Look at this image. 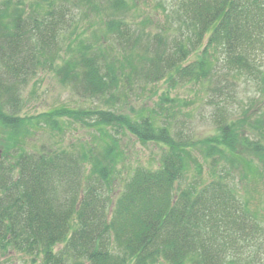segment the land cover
I'll use <instances>...</instances> for the list:
<instances>
[{
  "label": "trees",
  "instance_id": "16d2710c",
  "mask_svg": "<svg viewBox=\"0 0 264 264\" xmlns=\"http://www.w3.org/2000/svg\"><path fill=\"white\" fill-rule=\"evenodd\" d=\"M85 1L82 11L80 0H0V132L14 138L26 125L22 90L38 72L55 69L77 94L109 106L79 109L103 126V145L3 152L0 246L38 255V264H262L264 220L224 160L234 169L241 160L232 153L236 80L264 92V0ZM159 81L206 90L217 131L203 140L208 178L200 164L187 177L194 136L169 122L179 100L160 96V114L122 111L127 97ZM125 131L162 152L157 167L137 166L112 196ZM242 141L264 150L260 137Z\"/></svg>",
  "mask_w": 264,
  "mask_h": 264
},
{
  "label": "rangeland",
  "instance_id": "374dc122",
  "mask_svg": "<svg viewBox=\"0 0 264 264\" xmlns=\"http://www.w3.org/2000/svg\"><path fill=\"white\" fill-rule=\"evenodd\" d=\"M22 1L29 4L37 0ZM85 2V0L78 2L82 11ZM86 13L92 21H95V13L92 9H87ZM62 53L66 52L62 51ZM258 61L264 67V49L258 53ZM59 63L58 61L56 65ZM235 86L239 98L233 102L232 106L235 108L233 118L239 134L234 141L235 148L232 153H235V157H241V160L235 169L228 160H224L225 168L231 170L237 191H240L249 203L250 209L257 213V219L264 220V164H262L264 150L258 148L257 150L254 145L245 146L242 141L244 138L250 141L260 137V143L264 147V92L260 93L258 84L250 78L237 79ZM162 95L169 96L174 102L179 100L178 108L175 107L176 112L169 118V122L175 128H181L182 131L191 129L190 133L194 136V144L189 147L187 177L196 174L198 169L196 165L200 164L202 176L208 178L211 168L208 161L204 160L203 150L209 144L203 140L214 136L217 131L211 122L212 105L207 102L209 97L206 96V90L202 85L187 83L169 88L163 81L146 85L143 90L127 97L122 111L130 116H136L146 114L153 109L160 114L157 103ZM91 107L108 108L109 106L98 103L93 98L77 94L70 85L63 84L56 77L55 69L38 72L22 90L20 113L26 125L18 135H14V138L5 130L0 132V157L9 158L3 152L11 155L14 147H17L16 151L20 153L37 150L43 143L62 149L76 150L88 146L91 142L99 145L109 142L107 133L102 129L103 126L93 123L79 113V109ZM106 128L109 133L113 132L110 127ZM240 133L245 135L241 137ZM116 151L119 160L111 182L112 196L119 192L118 190L123 187L128 176L137 166L157 167L162 149L153 142H142L125 131L118 135ZM244 161L251 163L253 168L250 169L244 165ZM260 259L264 264V247L260 252ZM39 261L38 255L5 251L0 246L1 264H38Z\"/></svg>",
  "mask_w": 264,
  "mask_h": 264
}]
</instances>
